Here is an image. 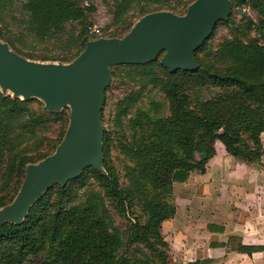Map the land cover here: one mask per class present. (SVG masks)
I'll list each match as a JSON object with an SVG mask.
<instances>
[{
	"label": "trees",
	"instance_id": "obj_1",
	"mask_svg": "<svg viewBox=\"0 0 264 264\" xmlns=\"http://www.w3.org/2000/svg\"><path fill=\"white\" fill-rule=\"evenodd\" d=\"M104 1L112 2L120 20L109 36L122 37L144 14H182L193 0ZM230 2L228 18L196 50L197 68L170 71L160 56L111 67L112 78L121 85L139 86L117 100L115 127H122L148 86L163 92L168 115L137 120L130 135L122 133V174L111 158L113 131L103 124L106 173L87 167L80 177L47 190L21 223L0 224V264H175L162 226L177 212L173 185L187 182L193 171L205 172L217 141L243 162L264 157V0ZM132 3L135 10L122 18ZM241 6L256 16L242 13L237 19L235 8ZM95 10L85 0H0V38L27 58L69 62L88 40L100 37L89 34ZM220 24L231 30L232 38L215 46L212 40ZM253 31L260 36H252ZM30 36L45 44L43 51L33 50ZM204 91L216 92L204 97ZM107 103L106 98L102 122ZM69 113V108L50 112L38 98L23 100L0 90V207L18 193L27 164L55 151ZM92 180L99 189L89 190ZM109 204L129 220L125 228L116 224ZM221 245L250 255L264 251V245L243 244L236 236Z\"/></svg>",
	"mask_w": 264,
	"mask_h": 264
},
{
	"label": "water",
	"instance_id": "obj_2",
	"mask_svg": "<svg viewBox=\"0 0 264 264\" xmlns=\"http://www.w3.org/2000/svg\"><path fill=\"white\" fill-rule=\"evenodd\" d=\"M231 11L230 0H193L183 14L149 12L122 37L88 40L69 62L27 58L0 38L1 91L23 100L38 98L50 112L70 111L55 151L27 164L18 193L0 207V224L21 223L47 190L80 177L87 167L106 173L102 112L112 66L148 63L160 56L170 71L193 70L198 67L196 50Z\"/></svg>",
	"mask_w": 264,
	"mask_h": 264
},
{
	"label": "crops",
	"instance_id": "obj_3",
	"mask_svg": "<svg viewBox=\"0 0 264 264\" xmlns=\"http://www.w3.org/2000/svg\"><path fill=\"white\" fill-rule=\"evenodd\" d=\"M261 138L264 145V132ZM217 142L216 154L210 159L206 171H193L190 178L194 175L199 177L202 188L213 186L219 197L228 196L231 191V201L224 200L221 205L224 208L220 209L209 206L208 211L214 215L210 220H204L198 232H193L196 228L193 219H180L184 209L177 208L174 217L163 222V233L171 232L165 235V239L171 245L173 258L178 260L182 257L184 260L183 263H174L190 264L197 260H209L204 264H264V251L250 255L236 250L228 251L227 246L221 245L227 243L230 236L240 238L243 244L264 245V158L259 162H243L230 155L224 145L217 148ZM229 159H236L234 165L226 164ZM227 182H231L232 190L225 188ZM167 225L173 230H166Z\"/></svg>",
	"mask_w": 264,
	"mask_h": 264
},
{
	"label": "rangeland",
	"instance_id": "obj_4",
	"mask_svg": "<svg viewBox=\"0 0 264 264\" xmlns=\"http://www.w3.org/2000/svg\"><path fill=\"white\" fill-rule=\"evenodd\" d=\"M85 1L87 3L92 4L96 8L95 12H93L90 15V17L92 18V21H93L92 26H97L101 29V32H102L101 36L112 37L109 35L120 24V20H116V17L114 15L115 7L113 6L112 2L106 3L104 0H85ZM134 4L135 3H132L130 8H126V10H124L122 18L131 16L132 12L135 10L134 7L136 5H134ZM242 7L243 6L235 8V10L237 12L236 13L237 19L241 18L242 13H246V14L250 15L251 17L256 16V13L253 10L250 9V11H244L242 9ZM14 8H16V7H14ZM183 10L185 13L187 10V7ZM170 11H172V10H170ZM175 13H178V12H175ZM178 14H181V13H178ZM137 19H136V21H137ZM115 21H117V23ZM251 35L252 36H260L255 31H253L251 33ZM224 38L231 39L232 38V32L226 26L220 24L217 27V31H216L215 37L213 38L212 42L216 46ZM31 39L33 40V41H31V43H32L31 47L33 48V50H35L36 52H41L44 50V47H45L44 43H42L39 40L35 41L30 36V40ZM119 72H120V70H119ZM122 80H125V79H122ZM111 83H112V86L106 92V98H107L108 103H107L105 110H104L105 111V117H104L105 119L103 121V124L105 126L110 127L113 131V137L115 138L116 146H114L112 149L111 158H112V161L115 164V166L118 168L119 172H121V174H122V169L124 167V164H123V158L124 157H123V154H121L119 151L120 147H121V139H122L121 135H122V133L124 132L125 135L128 136L133 132V126H134L135 121H137V120L142 121L143 119H146V118H153L154 120H158V119L163 118L164 116L168 115L169 110H168V102H167V99L165 98V95L163 94V92L160 91L156 87L148 86V88L145 89V91L143 92V95H142L140 101H138L131 108L129 115H127V117L125 119H123L122 127L117 128L113 125V117L115 115L114 107H115L117 100H119L120 98H122L123 96L128 94L129 92L137 90L139 86L134 85V84H130V86H129V84L128 85H123V84L121 85L119 83V81H116L114 78L111 79ZM215 92L216 91H204L203 96L204 97H210ZM56 129H57V127H54V133H52V136L55 135ZM118 134H120V135H118ZM217 143L219 144L217 148H219V146L223 147V144L221 142H217ZM262 158H264V157H262ZM235 160L229 159V162H227L226 164L228 166H232L236 162ZM261 165H262V163L259 166H261ZM125 180L126 179L122 178L123 183L126 182ZM232 187L233 186L231 185V182H227V186L225 188L227 190H232ZM92 189H96V190L99 189L97 184L94 183L93 180L91 181V184L89 187V190H92ZM81 192H83V190ZM229 192L230 193L228 196L219 197L215 194L213 186H210L208 188H204V187L202 188L201 184H200L199 177L196 178L195 175L193 177H191L187 181V183L184 185L179 183V182L173 185L175 204H176L177 208H179L181 210L184 209L183 213H180V219H184V218L193 219L195 221V224H196V228L194 229L195 231H193V232L200 231V229L203 227L204 220H210L211 216L214 215L213 212L210 213V211H208L209 206L212 209H220V208H224L223 206H221V205H223L224 200H227L228 202L231 201V195L232 194H231V191H229ZM83 197H84V194L82 196H80V198H83ZM107 203H108V201H107ZM109 207L115 215L116 224L120 228H125V224H127L129 220L127 218H121L120 216H118L117 213H115L114 207H112V205L109 204ZM186 211H188V212H186ZM166 227H167L166 230H168V228L173 230V228L170 225H167ZM167 232H168V234H164V236L170 235L171 232H169V231H167ZM198 234H201V233H198ZM177 243H178V241H177ZM170 253H171V260L173 262L179 261L180 263H183L184 260L182 259V257L178 258V260L177 259L175 260L173 258L171 245H170ZM28 264H32V262H30Z\"/></svg>",
	"mask_w": 264,
	"mask_h": 264
},
{
	"label": "built area",
	"instance_id": "obj_5",
	"mask_svg": "<svg viewBox=\"0 0 264 264\" xmlns=\"http://www.w3.org/2000/svg\"><path fill=\"white\" fill-rule=\"evenodd\" d=\"M242 9L244 11H250V8L249 7H246V6L242 7ZM89 34L90 35H97V36H100L101 37L102 32H101V29L99 27H97V26H91L89 28Z\"/></svg>",
	"mask_w": 264,
	"mask_h": 264
}]
</instances>
